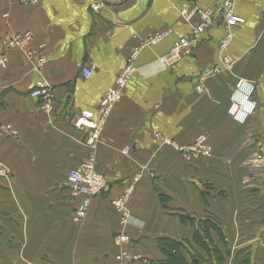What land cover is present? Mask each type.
<instances>
[{"label": "crops", "instance_id": "0c3cea01", "mask_svg": "<svg viewBox=\"0 0 264 264\" xmlns=\"http://www.w3.org/2000/svg\"><path fill=\"white\" fill-rule=\"evenodd\" d=\"M219 1L0 0V37L30 31V51L44 58L37 68L36 58L11 50L0 67V126L12 130L0 129V264H164L161 240L177 242L187 264L190 256L264 264V157L256 158L259 147L264 156V0L232 1L244 22L223 53L231 65L204 80L201 94L193 92L200 72L220 64L219 17L189 55L170 68L159 62L191 34L181 12ZM159 33L163 39L147 43ZM136 49V71L90 146L91 131L76 130L75 116L98 119V100ZM82 66L92 68L86 80ZM239 81L242 124L229 115ZM38 82L52 91L47 110L30 95ZM200 136L208 157L179 151ZM88 160L107 188L78 222L80 200L66 174ZM134 178L132 222L122 226L110 201ZM123 235L128 242L119 243Z\"/></svg>", "mask_w": 264, "mask_h": 264}, {"label": "built area", "instance_id": "2783aa9c", "mask_svg": "<svg viewBox=\"0 0 264 264\" xmlns=\"http://www.w3.org/2000/svg\"><path fill=\"white\" fill-rule=\"evenodd\" d=\"M23 4L36 5L39 0H20ZM233 0H220L214 8L201 9L197 6H192L189 9H184L181 12L182 19L192 25L191 34L189 36H179L176 42L172 45L166 56L162 57L159 62L166 68L172 67L182 56L189 55L194 46H197L200 42L202 35L216 23V18H220V24L224 29V33L218 41L217 49L220 53V64L214 67L202 70L197 77V81L193 85V92L201 94L204 91L203 81L210 78L224 69H227L231 65V59L223 54L232 41V30L239 25H242L244 20L239 18L233 13L232 10ZM99 5L93 7L96 11ZM197 18L195 22L194 19ZM166 33V32H165ZM165 33H159L149 38L147 43L154 44L163 39ZM34 35L30 31L7 34L0 37V67L4 68L7 63L6 54L11 50L25 51L28 57L36 58L37 68H40L44 63V58L41 57L36 51H30L29 46L33 41ZM138 55V49L134 50L127 59L126 66L116 76L114 84L109 88L105 94L98 100L96 115L98 119H95L92 112H81L75 116L74 128L78 131L83 129H89L91 134L87 143L90 146L94 145L99 138L101 128L106 118L114 108V106L122 98V92L133 73L136 71L135 62ZM92 68L89 66L81 67L82 79L86 80L90 77ZM243 82L239 81L236 84L234 93L231 97V108L229 115L242 124L245 120V113L241 112L240 107L237 105L239 97H242V101L245 102L243 96H240L239 90L242 87ZM242 92V91H241ZM31 97L39 98L41 101L39 108L41 110H47L52 100V91L50 86L44 82H38L35 90L30 94ZM1 130L11 134L12 130L9 126H0ZM259 153L256 156L258 160L263 159L262 147H259ZM129 147L122 150L123 154L129 153ZM201 151L204 156H208L210 153V146L206 143L203 136L198 137L194 143L188 148H179V151L193 152ZM6 175V169L0 164V178ZM134 184L130 185L121 195L116 197L110 202L111 207L121 216L122 226H128L132 219L128 212V201L130 195L135 189ZM66 186L69 192L74 197H79V205L77 212L75 213V219L78 222H82L86 217V212L89 207L90 200L93 197L99 196L107 188V180L100 176L95 168L93 160L85 161L79 164L77 167L70 169L66 174ZM119 243L128 242L126 235L119 237Z\"/></svg>", "mask_w": 264, "mask_h": 264}, {"label": "trees", "instance_id": "16d2710c", "mask_svg": "<svg viewBox=\"0 0 264 264\" xmlns=\"http://www.w3.org/2000/svg\"><path fill=\"white\" fill-rule=\"evenodd\" d=\"M160 246L166 251L168 260L164 264H187L182 253L178 250L177 242L172 244L166 240L160 241ZM190 264H201V261L193 256H190ZM217 261V260H216Z\"/></svg>", "mask_w": 264, "mask_h": 264}, {"label": "rangeland", "instance_id": "374dc122", "mask_svg": "<svg viewBox=\"0 0 264 264\" xmlns=\"http://www.w3.org/2000/svg\"><path fill=\"white\" fill-rule=\"evenodd\" d=\"M194 157H195L196 159H198V158H201V159L203 158V159H204V158H206V157H208V156H194ZM135 179H139V178H134V180H135ZM131 195H132V194H131ZM131 195H130V198H131ZM130 198H129V200H130ZM111 201H112V200H111ZM111 201H110V202H111ZM128 203H129V201H128ZM86 213H87V212H86Z\"/></svg>", "mask_w": 264, "mask_h": 264}, {"label": "water", "instance_id": "95a60500", "mask_svg": "<svg viewBox=\"0 0 264 264\" xmlns=\"http://www.w3.org/2000/svg\"><path fill=\"white\" fill-rule=\"evenodd\" d=\"M261 209H262V213L264 215V199L261 200Z\"/></svg>", "mask_w": 264, "mask_h": 264}, {"label": "bare ground", "instance_id": "6f19581e", "mask_svg": "<svg viewBox=\"0 0 264 264\" xmlns=\"http://www.w3.org/2000/svg\"><path fill=\"white\" fill-rule=\"evenodd\" d=\"M246 92V91H245Z\"/></svg>", "mask_w": 264, "mask_h": 264}]
</instances>
